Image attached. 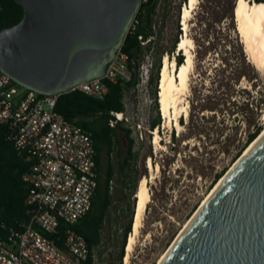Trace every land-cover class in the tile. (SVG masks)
Instances as JSON below:
<instances>
[{
	"label": "rangeland",
	"instance_id": "374dc122",
	"mask_svg": "<svg viewBox=\"0 0 264 264\" xmlns=\"http://www.w3.org/2000/svg\"><path fill=\"white\" fill-rule=\"evenodd\" d=\"M233 3L234 0H199L191 18L189 36L195 44V64L188 94L189 115L180 118L182 130L164 126L150 82L141 100L134 97L132 88L127 93L135 130L142 136L134 150L138 161L131 162L129 171L148 177L152 194L129 264H159L219 181L243 155L249 134L260 125L264 127V73L250 62L235 18H223ZM184 6L183 0H159L153 16L155 43L148 50L146 42L140 60L150 58V76L155 75L156 63L160 57L163 61L168 52L170 66L174 60L178 62L179 55H172L182 37L180 15ZM158 116L162 148L153 144L151 131ZM122 127L128 130L125 124ZM119 134L124 157L128 148L126 133L120 130ZM110 159L116 171L115 203L105 224L97 264H119L129 214L128 191L121 181L116 151L110 157L103 153V171ZM150 159L160 170L150 172ZM223 173L217 180V175ZM152 174L156 179L151 180ZM124 254L122 264H126V247Z\"/></svg>",
	"mask_w": 264,
	"mask_h": 264
},
{
	"label": "water",
	"instance_id": "95a60500",
	"mask_svg": "<svg viewBox=\"0 0 264 264\" xmlns=\"http://www.w3.org/2000/svg\"><path fill=\"white\" fill-rule=\"evenodd\" d=\"M15 1L24 17L0 31V70L44 96L103 78L142 6V0ZM248 148L160 264H264V133Z\"/></svg>",
	"mask_w": 264,
	"mask_h": 264
},
{
	"label": "built area",
	"instance_id": "2783aa9c",
	"mask_svg": "<svg viewBox=\"0 0 264 264\" xmlns=\"http://www.w3.org/2000/svg\"><path fill=\"white\" fill-rule=\"evenodd\" d=\"M136 24L137 19L131 29ZM140 41L143 46L146 44L142 37ZM122 49L108 64L103 78L79 84L70 93L80 91L104 100L109 92L107 83L122 81L124 112H112L116 119L110 125L125 124L134 151L142 136L135 130L127 93L132 88L134 97L142 99L151 83L153 65L149 57L138 64L131 61ZM135 75V85L127 87ZM60 96L26 90L0 70V123L8 127L9 139L18 154L30 162L23 176L29 187L25 200L29 221L13 245L0 242V264H82L90 258L92 264H97L95 250L74 229L91 210L99 183L95 143L89 131L68 122L57 111ZM110 188L113 192V181ZM61 223L65 225L64 250L50 238Z\"/></svg>",
	"mask_w": 264,
	"mask_h": 264
},
{
	"label": "trees",
	"instance_id": "16d2710c",
	"mask_svg": "<svg viewBox=\"0 0 264 264\" xmlns=\"http://www.w3.org/2000/svg\"><path fill=\"white\" fill-rule=\"evenodd\" d=\"M236 1L237 0H234V3L223 15V18H227V16H230L232 20L235 18ZM253 1L259 4L264 3V0ZM183 2L186 5L188 0H183ZM158 3L159 0H147L146 3H142L141 9L136 17L138 24L134 29L130 30L123 45L122 50L129 55L131 61H136L137 64L142 59L144 53L140 37H142L143 41L147 42L146 46L148 50H151L155 43L152 27L153 16L156 12ZM0 6L2 8L0 12V31L4 28L18 24L23 19L24 9L17 4L15 0H0ZM177 43H179V40ZM172 51L174 52V49ZM169 54L170 52L166 55ZM180 54L182 53H179V56L177 57V63L179 65L183 64L185 60L182 56L183 54ZM161 68L162 60L160 57L159 61L156 63L155 75L151 77V84L154 87L155 97H157L158 103ZM135 83L136 75L131 82L126 83V86L132 87ZM107 85L109 92L104 100L86 95L80 91L61 95L58 99L57 111L62 114L68 122L79 125L89 131L94 139L97 154L96 161L99 184L93 198L91 210L86 216L79 220L74 226V229L78 234L85 238L88 245L95 250L97 256L100 252L103 231L108 215L115 203V191L111 192L110 188V182H114L115 180V167L110 159L107 168L103 171L102 157L104 152H107L109 157L114 151L117 153L121 181L125 188H127L129 198L128 222L124 229V241L119 256V264H122L127 240L133 232L136 204L135 195L137 194L138 186L144 175L138 174V171H136L135 175H132L131 171H129L131 162L134 161L136 163L139 157L138 153L133 151V142L129 137L130 131L124 129L121 122H118L115 127L110 125V121L116 119L112 115V112H124V105L122 103L124 85L122 84V81L116 84L107 83ZM180 123L183 125L182 119ZM160 128L161 119L160 116H158L151 125V131L155 132V129H158L160 133ZM120 130L126 133L125 137L128 145L127 154L124 157H122L119 148ZM263 131L264 127L260 125L249 134L243 152ZM8 134V127L0 123V242H4L7 245H13L17 241L16 235L24 230V226L29 221L28 208L25 203L29 187L24 181L23 176L29 169L30 162L26 161L23 156L18 154L14 143L9 139ZM241 155L242 153L239 154V157ZM221 174L217 175V180H220L224 176V173L223 175ZM145 176H148V174H145ZM148 209L149 206L147 210ZM64 230L65 225L61 223L56 234L50 236L56 245L63 250ZM82 264H92V258Z\"/></svg>",
	"mask_w": 264,
	"mask_h": 264
},
{
	"label": "bare ground",
	"instance_id": "6f19581e",
	"mask_svg": "<svg viewBox=\"0 0 264 264\" xmlns=\"http://www.w3.org/2000/svg\"><path fill=\"white\" fill-rule=\"evenodd\" d=\"M198 3L199 0H188L181 11L180 19L182 22L181 25L183 27V35L179 40L175 57L179 53H182L185 56L184 63L178 66L176 60H174L173 66L171 67L170 56L165 55L163 57L162 68L160 70L158 97L160 111L162 113L164 126L166 128L172 129L178 127L179 130H182L183 125L179 123L180 118L189 115L190 104L188 103V94L190 89L191 75L195 64L193 54V50H195V44L193 39H191L189 36V27L191 18ZM235 20L237 24V32L241 37V42L245 47V51L250 62L256 67L258 71L264 73V3L259 4L257 2L251 3L249 0H237L235 6ZM176 66H178L177 70L175 69ZM153 133V144L159 148H162L159 130L157 129ZM253 145L254 144H252V146ZM148 167L150 168L151 173H153L152 171H155V168L160 170L159 165L154 167L151 159L149 160ZM153 179H156L154 174L151 176V180ZM221 181L222 179L219 181V183H221ZM149 182L150 179L148 177L142 178L137 191V196H135L136 201H139L138 205H135L136 210L132 230L133 232L130 234L126 245V264H129L130 262L132 252L137 243V237L143 227L146 208H148L149 204L152 202V194L149 188ZM210 196L211 194L206 198L201 207L207 202ZM166 254L160 260L159 264L164 259Z\"/></svg>",
	"mask_w": 264,
	"mask_h": 264
},
{
	"label": "clouds",
	"instance_id": "9594fccd",
	"mask_svg": "<svg viewBox=\"0 0 264 264\" xmlns=\"http://www.w3.org/2000/svg\"><path fill=\"white\" fill-rule=\"evenodd\" d=\"M253 1V0H252ZM254 2V1H253Z\"/></svg>",
	"mask_w": 264,
	"mask_h": 264
},
{
	"label": "crops",
	"instance_id": "0c3cea01",
	"mask_svg": "<svg viewBox=\"0 0 264 264\" xmlns=\"http://www.w3.org/2000/svg\"><path fill=\"white\" fill-rule=\"evenodd\" d=\"M99 182V181H98ZM99 184V183H98Z\"/></svg>",
	"mask_w": 264,
	"mask_h": 264
}]
</instances>
